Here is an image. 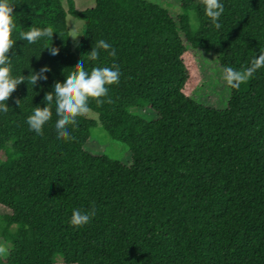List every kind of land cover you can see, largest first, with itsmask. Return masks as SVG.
<instances>
[{"label":"trees","instance_id":"trees-1","mask_svg":"<svg viewBox=\"0 0 264 264\" xmlns=\"http://www.w3.org/2000/svg\"><path fill=\"white\" fill-rule=\"evenodd\" d=\"M66 1L8 0L12 76L51 71L18 85L0 112V205L11 210L0 215L9 245L0 264H264V68L218 109L193 98L202 78L190 50H215L222 69L247 67L264 49V0H221L219 30L199 0H181L177 19L150 0H94L85 10ZM67 14L85 21L75 50ZM49 26L52 39L20 38ZM101 39L116 56L89 60ZM81 59L89 74L118 64L119 84L102 106L89 98L98 119L78 117L75 139H57L55 105L37 135L28 117ZM147 106L157 118L140 115ZM99 124L129 147V165L86 149ZM93 205L90 223L70 225L74 209Z\"/></svg>","mask_w":264,"mask_h":264},{"label":"clouds","instance_id":"clouds-1","mask_svg":"<svg viewBox=\"0 0 264 264\" xmlns=\"http://www.w3.org/2000/svg\"><path fill=\"white\" fill-rule=\"evenodd\" d=\"M204 6L205 15L210 19L212 26L219 30L222 24L219 19L224 12V4L221 0H199ZM14 7L8 0H0V112L7 113L9 106L6 101L16 91L18 85L30 83L36 85L39 80H47L46 73L51 68L45 66L39 72L32 71L29 76L21 75L13 77L11 74L10 51L14 47L12 39L15 23L13 20ZM193 28L198 27L194 22ZM53 28H37L32 27L30 31L20 32V38L29 44L36 43L42 38H53ZM76 37H73L75 39ZM77 46H79L77 44ZM50 54L55 56L60 49L56 47H47ZM107 51L109 56L115 57L116 50L112 46L101 39L96 42L90 53H87L88 59L96 61L99 59L100 51ZM261 68H264V49H261L259 55L254 57L250 64L241 69L236 70L233 67H225L223 69V80L227 86L233 89H239L241 84L246 83ZM74 71L67 75L65 82H55L53 91L47 92L44 96L46 107L36 106L33 114L27 119L30 129L37 135H43L44 125L51 120L53 116L52 106L55 105V113L58 119L55 122V131L57 139L72 140L69 126L78 127V117L86 116L89 111V98L95 100L97 106H102L106 101L104 97H108L109 88L107 86L119 84L120 68L119 65L113 63L111 67H93L90 74L85 70L84 61L81 59L74 67ZM111 103L110 97L107 99ZM15 103L20 106L21 100L16 99ZM95 216V207L89 210L74 209L70 218V225L74 227H83L90 223ZM5 253V247L0 246V254Z\"/></svg>","mask_w":264,"mask_h":264},{"label":"rangeland","instance_id":"rangeland-1","mask_svg":"<svg viewBox=\"0 0 264 264\" xmlns=\"http://www.w3.org/2000/svg\"><path fill=\"white\" fill-rule=\"evenodd\" d=\"M164 5L169 8L171 15L177 19V13L180 12L179 6L181 0H150ZM76 8L79 10H85L95 5L94 0H74ZM64 6L68 9L66 0H63ZM191 24L194 20L193 12L190 11ZM197 24V23H196ZM85 21L76 18L70 14H67V27L70 32L72 49L75 50L77 44L79 45L82 33L84 30ZM73 37H76L73 39ZM190 48V47H189ZM191 52L195 56L200 74L201 82L193 92V98L207 106H211L218 109H224L227 107L230 97L231 88L227 86L223 80V69L218 60V54L215 50H203L190 48ZM140 115L148 120H152L158 117V113L149 106L139 109ZM88 115L91 118L98 119V115L92 110ZM86 149L94 154H107L112 158L119 159L124 164L129 165L132 162L131 151L129 147L121 142L113 140L107 131L99 124L91 130V139L86 145ZM11 210L0 205V215L10 213ZM0 246L5 247V253L0 256H5L9 245L0 241Z\"/></svg>","mask_w":264,"mask_h":264}]
</instances>
